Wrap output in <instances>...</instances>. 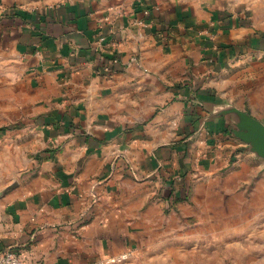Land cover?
Here are the masks:
<instances>
[{
    "label": "crops",
    "instance_id": "crops-1",
    "mask_svg": "<svg viewBox=\"0 0 264 264\" xmlns=\"http://www.w3.org/2000/svg\"><path fill=\"white\" fill-rule=\"evenodd\" d=\"M245 115L264 126V0H0V252L241 254L264 236Z\"/></svg>",
    "mask_w": 264,
    "mask_h": 264
},
{
    "label": "rangeland",
    "instance_id": "rangeland-1",
    "mask_svg": "<svg viewBox=\"0 0 264 264\" xmlns=\"http://www.w3.org/2000/svg\"><path fill=\"white\" fill-rule=\"evenodd\" d=\"M247 210V207H244ZM248 213H252L251 208L248 209ZM259 215H263L264 209H259ZM251 211V212H250ZM257 219L251 218L248 221H244V229L250 230L253 229L258 233V230H264V221H259ZM258 238L260 241H264V236L256 235V237L251 238L244 237L242 238L243 250L240 254V249L236 246L238 242L237 238H228V246L225 248L226 253L209 255L206 254H195V255H184L180 257V260L183 261L182 264H264V247L257 248L252 246V241H256ZM182 258V259H181ZM131 257L125 262L131 261ZM194 261V262H193ZM123 262V263H125ZM120 263V264H123Z\"/></svg>",
    "mask_w": 264,
    "mask_h": 264
},
{
    "label": "water",
    "instance_id": "water-1",
    "mask_svg": "<svg viewBox=\"0 0 264 264\" xmlns=\"http://www.w3.org/2000/svg\"><path fill=\"white\" fill-rule=\"evenodd\" d=\"M243 130L236 131L235 134L248 142L252 150L260 157L264 158V126L245 115Z\"/></svg>",
    "mask_w": 264,
    "mask_h": 264
},
{
    "label": "built area",
    "instance_id": "built-area-1",
    "mask_svg": "<svg viewBox=\"0 0 264 264\" xmlns=\"http://www.w3.org/2000/svg\"><path fill=\"white\" fill-rule=\"evenodd\" d=\"M130 258V254H122L118 257H112L107 260L109 264H120ZM0 264H35L29 261L22 252L6 250L0 252Z\"/></svg>",
    "mask_w": 264,
    "mask_h": 264
}]
</instances>
